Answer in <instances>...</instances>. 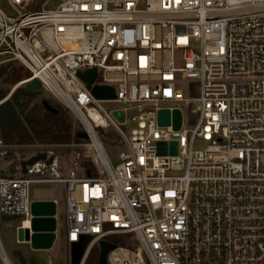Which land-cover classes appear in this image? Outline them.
<instances>
[{"label":"built area","instance_id":"1","mask_svg":"<svg viewBox=\"0 0 264 264\" xmlns=\"http://www.w3.org/2000/svg\"><path fill=\"white\" fill-rule=\"evenodd\" d=\"M11 61L86 138L25 172L0 138V217L29 222V186L60 185L67 244L91 237L79 264L110 235L130 237L107 264H264V0H0Z\"/></svg>","mask_w":264,"mask_h":264},{"label":"trees","instance_id":"2","mask_svg":"<svg viewBox=\"0 0 264 264\" xmlns=\"http://www.w3.org/2000/svg\"><path fill=\"white\" fill-rule=\"evenodd\" d=\"M22 74L28 76L26 68L8 63L1 69L0 77L3 84H9ZM6 92L7 89L0 88V100L5 97ZM39 93L40 91L29 92L24 86H20L0 103V138L5 145H66L78 139L77 130L66 110L44 98L35 101ZM44 101L53 110L47 109ZM98 255L97 248L93 247L84 264H98ZM21 260L23 264L27 263L22 256Z\"/></svg>","mask_w":264,"mask_h":264},{"label":"water","instance_id":"3","mask_svg":"<svg viewBox=\"0 0 264 264\" xmlns=\"http://www.w3.org/2000/svg\"><path fill=\"white\" fill-rule=\"evenodd\" d=\"M96 75L95 69L88 70L84 73H80V78L90 88L92 81ZM24 88L29 92H37L42 90V85L39 80L32 79L31 81L23 84ZM95 91L102 93L101 99H112L115 97L114 90L111 87H95ZM44 105L47 109L53 110L47 101H44ZM119 121L123 120L122 114H114ZM169 114L167 111H161L159 113V122L161 124H168ZM180 125V113L174 112V128L178 129ZM76 136L78 138H86V134L83 131H77ZM158 145H163L159 143ZM175 153V148H172V152ZM44 154H38L31 156L22 162V172H25L26 165H30L39 159H44ZM30 210L32 218L29 220L27 226L23 225L20 218L17 216H4L2 221L5 223V236L9 239V245L11 248L19 251L21 256L26 260L27 264H41L38 261V254L49 250L55 240L56 234V204L51 200L44 201H31ZM19 221L20 226L12 225L11 223ZM91 240L89 235H82L78 242L71 243L69 246L70 264H79L87 244ZM99 255L98 264H107V254L115 248V245L102 240L98 244ZM46 264V263H44Z\"/></svg>","mask_w":264,"mask_h":264},{"label":"rangeland","instance_id":"4","mask_svg":"<svg viewBox=\"0 0 264 264\" xmlns=\"http://www.w3.org/2000/svg\"><path fill=\"white\" fill-rule=\"evenodd\" d=\"M8 63H12L15 66L25 68L24 66H22L21 64H19L17 62L11 61V62H5L3 64H0V72H1V69L4 68ZM23 72H25V71H23ZM26 77H27L26 74H22L15 81H13L9 84H3L2 79L0 77V88L7 89L5 97L0 101H2V102L5 101L7 98L10 97V95L12 94V92L16 88L23 86V85H20V86H17V85L20 83V81L24 80ZM185 86H186L185 83H183L182 88L184 89ZM92 94L97 99H101V97L103 96L102 93L100 94L97 91H95V87L92 89ZM184 94L186 95V91H184ZM41 98L49 100L50 103L53 105H59L57 103V101L54 99V97L48 91H45L43 89L37 95V97L35 98V101H38ZM109 105L110 104H103V106H109ZM59 106L62 107L61 105H59ZM66 112L70 115V117L72 119L74 129L79 130V126H78L77 122L74 120L73 115L70 112H68L67 110H66ZM126 129H128V127ZM113 137H114V134L110 131H107L106 138L103 139L105 149L108 152L110 158H113L114 154L116 153L115 149L110 146V144H111L110 140L113 139ZM82 141L83 140L81 138H78L76 140V142H82ZM60 146H57L54 148L56 150H66V148H67L66 146L63 147L64 145H60ZM197 147L203 148V144L200 141H198ZM40 148L41 147H39L37 145H33V146H10L11 150H13L14 152H17L18 154H20L21 156L26 157V158H29L33 153L40 150ZM9 158H11V156H9ZM92 165H93V163L90 162L89 167L92 168L91 167ZM96 169H97V171L95 169L90 170L92 172V174H91L92 176H99V174H100L99 172H101L100 166H97ZM47 192H53L58 199V204H57V225H58V233H59L58 242L61 245L59 248V252L55 255L54 260L52 261V264H70V253H68L70 245L66 244L67 221H66V196H65L64 189H62L59 185L31 184L29 186V190H28L29 199L39 197V196H41ZM19 223L20 222L17 221V222H13L11 224L12 225H18ZM4 227H5V223L2 221V217H0V241H1V244L3 246V249L7 253L12 264H23V262L21 260V253L15 249L11 248V246L9 245V239L5 236ZM129 237H130L129 235H110L106 238V240L113 243V244H116V245H124L126 243V240L129 239ZM96 248H97L98 254H99V247L96 246ZM96 261L98 263V256H97ZM0 264H3L1 259H0ZM89 264H95V262H90Z\"/></svg>","mask_w":264,"mask_h":264},{"label":"crops","instance_id":"5","mask_svg":"<svg viewBox=\"0 0 264 264\" xmlns=\"http://www.w3.org/2000/svg\"><path fill=\"white\" fill-rule=\"evenodd\" d=\"M60 187L63 189L62 186H60ZM30 200L31 201H35V200L36 201L51 200V201L55 202V204H56V215H55V218H56V231H55L56 237H55V240L53 242L52 247L49 250L44 251L46 264H52V261L54 260L55 255L59 252V248H60V245H61L58 242V237H59L58 225H57V204H58V199H57L56 195L53 192H47V193H45V194H43V195H41L39 197L30 198ZM17 226H20V224H18ZM66 244H67V242H66ZM4 252H5V250H4ZM5 254L8 257L6 252H5ZM8 259H9V257H8ZM10 262H11V260H10ZM11 264H12V262H11Z\"/></svg>","mask_w":264,"mask_h":264},{"label":"bare ground","instance_id":"6","mask_svg":"<svg viewBox=\"0 0 264 264\" xmlns=\"http://www.w3.org/2000/svg\"><path fill=\"white\" fill-rule=\"evenodd\" d=\"M22 82H20L17 86H20ZM29 224L28 221H24L23 222V225L24 226H27ZM0 252L2 253V263L3 264H11L10 260L8 259V257L6 255H4L3 253V250L0 248ZM38 261L41 263V264H44L46 263V259H45V256L42 254V253H39L38 255Z\"/></svg>","mask_w":264,"mask_h":264}]
</instances>
